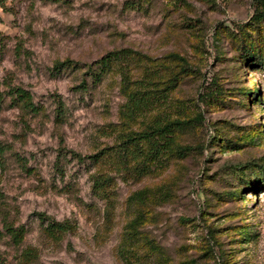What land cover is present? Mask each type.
<instances>
[{"label":"rangeland","instance_id":"rangeland-1","mask_svg":"<svg viewBox=\"0 0 264 264\" xmlns=\"http://www.w3.org/2000/svg\"><path fill=\"white\" fill-rule=\"evenodd\" d=\"M1 1L0 264H124L126 197L142 187L150 200L139 229L170 264H264V64L240 47L264 52V0ZM119 48L151 58L133 53L129 77L166 92L127 123L118 67L88 72ZM154 115L190 118L174 132L186 149L162 167L133 178L89 160ZM96 168L113 176L107 214L90 190ZM38 212L74 227L53 239ZM4 223L22 226L18 243ZM26 246L35 253L24 261Z\"/></svg>","mask_w":264,"mask_h":264},{"label":"trees","instance_id":"trees-1","mask_svg":"<svg viewBox=\"0 0 264 264\" xmlns=\"http://www.w3.org/2000/svg\"><path fill=\"white\" fill-rule=\"evenodd\" d=\"M0 4L2 5L1 0ZM240 47L244 57L256 60L258 61L257 63L264 64V52L261 53L259 50H256L257 48H253L251 42L249 44L243 42ZM133 53L139 55L136 57L137 60L140 59V57H145L148 60L151 59L138 52H132L128 48H119L107 51L95 60L97 64L94 69L96 70L91 69L90 66L88 67V72L95 78H99L101 72L109 71L113 67H118L122 80L121 88L126 97L123 103L125 108L123 113L125 117L124 123H127L128 119H132V115L139 110L150 108L155 102L157 105L160 104L166 96V92H161L162 88L147 86L151 81L145 79V76L136 79L129 77L128 64L130 60L134 59ZM166 57L172 59L177 57V55L175 53H168ZM63 62L64 61H55L53 63V68L60 69ZM67 64L68 62L66 65ZM145 66L146 65H143V67ZM130 84L133 85L130 86ZM11 91L14 92L15 98L21 102L23 107L28 109L35 108V104L31 102L30 96L25 89L15 86ZM156 91H160V93L154 96L153 93ZM249 91L253 92V90ZM57 110V113L61 110L59 104L57 105ZM189 120L190 118L188 117L171 118L154 115L151 120L146 122L142 127L137 129H121L120 132H117L115 135L117 138L114 140L113 144L108 146V151L103 152L99 150L96 153L90 154L89 160L92 163H97L103 158H106V161L113 171L117 172L122 170L127 177H130L128 175H132L134 176L133 178H136L152 172L158 167H162L166 161L168 152L174 149L175 151L186 149V145L180 146L176 144L174 132H180L182 129L188 127ZM261 166L264 165H258L259 172L264 171V167ZM89 179L90 190L96 195L106 199L108 208H105V213L107 214L111 207L109 195L112 194L111 186L113 184V176L101 168H96L89 174ZM147 200H150L148 187H142L131 191L126 197L128 204L134 206V213L131 214L125 223L122 245L118 247V252H120L118 255L124 264H170L169 257L164 252L163 248L139 229V226L146 217V211L139 208V206H141L142 203L144 204ZM37 214L39 218L45 219L43 230L53 239L58 238L64 230L74 227L72 222L65 223L64 221H57L46 216L42 212H38ZM3 227L14 243H18L22 239L24 230L21 225L12 226L9 223H4ZM34 253V248L32 246H26L21 250L20 257L22 260L27 261L34 256Z\"/></svg>","mask_w":264,"mask_h":264}]
</instances>
